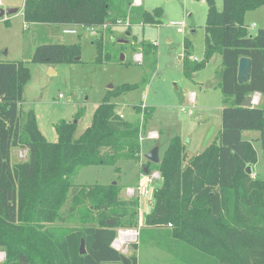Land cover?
<instances>
[{"label":"trees","instance_id":"obj_1","mask_svg":"<svg viewBox=\"0 0 264 264\" xmlns=\"http://www.w3.org/2000/svg\"><path fill=\"white\" fill-rule=\"evenodd\" d=\"M206 1L205 58L192 63L186 40L184 71L190 77L215 54L221 55V131L218 141L192 157L182 138L174 136L158 164L143 162V167L160 171L162 183L154 191L155 203L140 233L149 229L181 264H264V181L253 180L247 172L258 154L253 141L242 135L248 129L260 131L264 151V107L241 105L254 92L264 98V28L251 34L244 19L247 11L264 7V0H224L223 10L216 0ZM132 2L26 0L23 13L28 23L67 26H97L126 17L142 25L161 21L162 7L148 11ZM102 37L96 39L100 44ZM150 48L143 43V52ZM80 53L78 44L44 43L36 47L32 60L50 65L73 62ZM242 56L252 60L251 79L243 83L238 80ZM29 75L23 61H0V249L6 256L2 264H139L137 254L127 255L113 246L118 228L138 227L139 200L122 198L118 183L75 184L73 178L85 166L115 165L119 159L142 162L144 124L122 117L108 95L79 137L75 133L82 111L75 121L54 123L57 140L49 141L33 109L21 115ZM137 87L122 84L110 94ZM136 110L145 112L144 120L151 114L150 107ZM14 147L28 149V159L13 163ZM67 205L66 213L80 212V223L58 235L47 225L64 220Z\"/></svg>","mask_w":264,"mask_h":264},{"label":"rangeland","instance_id":"obj_2","mask_svg":"<svg viewBox=\"0 0 264 264\" xmlns=\"http://www.w3.org/2000/svg\"><path fill=\"white\" fill-rule=\"evenodd\" d=\"M25 1L0 0L3 8H19L17 13L0 18V61H23L29 67L30 75L23 85L22 117L33 109L38 126L46 138L56 141L54 123L61 119L75 121L77 112L82 111L75 133L79 137L91 124L97 104L109 95L117 105V112L125 119L142 122V162L119 159L115 165L85 166L78 170L73 182L118 183L122 186V198L139 200L138 227L118 228L113 243L115 248L127 255L137 254L139 264H181L176 256L167 251L162 241L160 244L156 241L149 229L144 228L140 233L145 227L146 211H152L154 206V191L162 183V178H154L149 185L148 178L159 170L148 168L146 172L143 162L148 160L146 153L156 146L162 157L174 136L182 138L189 157L199 153L208 143V133L214 135V141H218L224 107V93L220 86L222 57L215 54L204 68L190 77L185 74L183 59L186 40L190 42L188 51L192 63L205 58L207 1L143 0L141 5H134L133 0L132 6L148 11L162 7L161 21L156 25H142L129 17L121 18L125 24L106 30L101 35V44L100 39L96 40L101 36L92 39L90 32L81 26H77L79 34H67L63 33V25L60 24L26 22L23 15ZM216 4L219 10L224 9V0H216ZM6 19H9L8 23ZM244 19L249 32L256 34L264 28V7L247 11ZM172 21H184V31L179 32L177 26L171 24ZM129 23L130 27L126 26ZM129 28L131 34L127 36ZM122 39L127 41H120ZM44 43L78 44L81 53L77 57L80 59L52 65L36 63L32 56L36 47ZM143 43L151 44V48L143 52ZM195 57L197 60H194ZM134 83L138 84L136 89L118 95L110 94L122 84ZM146 104L151 108V114L144 120L145 112H139L136 108L143 109L148 106ZM259 105L264 107V98L256 106ZM153 129L159 131L157 138L149 136L156 131ZM242 135L253 141L258 154L257 162L251 166V178L264 181V151L259 141L260 131L248 129ZM189 138L191 141L187 150L185 141ZM140 183L148 186L150 194L146 195L145 191L142 193L140 190L134 194L127 193L128 188H138ZM142 200L146 202L141 203ZM68 206L63 208L64 220L47 225L58 235L80 223V212L68 214ZM168 227L172 228L173 225L168 224ZM122 230H132L135 235L131 239L121 240ZM136 243L139 244L138 250L134 249ZM5 258V252L0 249V264Z\"/></svg>","mask_w":264,"mask_h":264},{"label":"built area","instance_id":"obj_3","mask_svg":"<svg viewBox=\"0 0 264 264\" xmlns=\"http://www.w3.org/2000/svg\"><path fill=\"white\" fill-rule=\"evenodd\" d=\"M141 4H142V0H135L134 1V5H141ZM124 24H125L124 19L122 20L121 18H118V19H116L114 21H106L103 24L97 25V26H87V25H71V26H67V27H65L63 29V32L67 33V34H78L79 30L77 29V26H81L83 29H85L86 31L90 32V34L93 37H99L100 35H102L109 28L116 27V26H121V25H124ZM171 24L174 25V26H177L179 32H183L184 31V27L186 26L184 21H172ZM126 26H130V23L128 25H126ZM155 43L157 44V42H155ZM138 58H141V56L138 55ZM194 60H197V57H195ZM60 96H62V95H60ZM260 101H261V94L258 93V92L254 93L252 95V106L258 105L260 103ZM120 115L123 117L122 114H120ZM149 136H151L152 138H157L158 137V132L157 131H152L151 134H149ZM141 137H142V134L140 136V140L142 141ZM154 178L155 179H160L161 178L160 171L154 172L152 174V177L150 176L148 178L149 185L152 184V182H153L152 180ZM137 190H140L142 193L145 191L146 195L150 194V189L148 188V186H145L142 183H140V186L138 188H134V187L128 188L127 189V193L134 194ZM169 225L171 226L172 224L169 223ZM117 241H119V240L117 239Z\"/></svg>","mask_w":264,"mask_h":264},{"label":"water","instance_id":"obj_4","mask_svg":"<svg viewBox=\"0 0 264 264\" xmlns=\"http://www.w3.org/2000/svg\"><path fill=\"white\" fill-rule=\"evenodd\" d=\"M19 11V8L16 7H8V8H3L0 7V18H4L8 15H12L15 14ZM131 31L127 30L126 35H130ZM120 41H127L125 39H122ZM124 58V56H123ZM76 59H80L79 57H77ZM251 69H252V60L250 57L247 56H242L239 59V66H238V80L239 82L243 83V82H247L251 79ZM242 106H252V95L247 96L241 103ZM145 157L150 160L152 163L158 164L160 162V155H159V147L156 146L154 147L152 150H150ZM146 172L148 171V167L145 168ZM247 172L251 173L252 169L251 166L249 165L247 167ZM109 225H113L114 224V220H110ZM81 253L84 254L86 252V248H85V241L83 240L81 243Z\"/></svg>","mask_w":264,"mask_h":264},{"label":"crops","instance_id":"obj_5","mask_svg":"<svg viewBox=\"0 0 264 264\" xmlns=\"http://www.w3.org/2000/svg\"><path fill=\"white\" fill-rule=\"evenodd\" d=\"M142 2H143V0H142ZM1 4V3H0ZM3 4V3H2ZM2 4H1V6L0 7H3L2 6ZM8 6H11V5H8ZM6 8H8V7H6ZM23 15H24V13H23ZM65 27H67V25H63V29L65 28ZM64 33V32H63ZM80 33V32H79ZM78 33V34H79ZM101 36V35H100ZM96 37H93L92 36V39H95ZM254 93H256V92H254ZM253 93V94H254ZM259 93V92H258ZM252 94V95H253ZM261 94V93H260ZM263 98V96H262V94H261V99ZM98 105V104H97ZM146 105H148V104H146ZM147 107H149V105L147 106ZM153 130H156V129H153ZM156 131H158V130H156ZM220 131H221V126H220V128L218 129V133H220ZM159 132V131H158ZM208 135H209V141H207L208 143H206V144H204L203 145V147H202V149H201V151H199V152H202L207 146H209L216 138H214V135H212V134H210V133H208ZM190 141H191V139L189 138V139H186V145H187V150H188V147L190 146ZM153 149V148H152ZM147 154V153H146ZM196 154V153H195ZM195 154H193V155H195ZM27 158H28V149H26V148H21V147H14V149L12 148V151H11V159H12V162L13 163H18V162H22V161H25V160H27ZM143 202H146L145 200H142V202L141 203H143ZM144 207H146V205L144 206ZM141 208L143 209V206L141 205ZM151 212V210L149 209V210H147L146 211V214H148V213H150ZM141 219V218H140ZM141 221V220H140Z\"/></svg>","mask_w":264,"mask_h":264},{"label":"bare ground","instance_id":"obj_6","mask_svg":"<svg viewBox=\"0 0 264 264\" xmlns=\"http://www.w3.org/2000/svg\"><path fill=\"white\" fill-rule=\"evenodd\" d=\"M134 235H135V232L132 230H126V231L122 230L120 233L121 240L131 239V237Z\"/></svg>","mask_w":264,"mask_h":264}]
</instances>
